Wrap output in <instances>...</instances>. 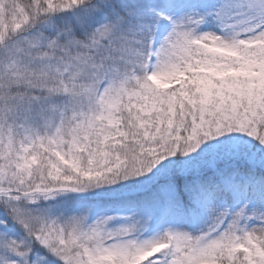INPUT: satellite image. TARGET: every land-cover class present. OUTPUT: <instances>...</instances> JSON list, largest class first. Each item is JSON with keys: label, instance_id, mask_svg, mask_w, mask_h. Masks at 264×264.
I'll list each match as a JSON object with an SVG mask.
<instances>
[{"label": "snow or ice", "instance_id": "1", "mask_svg": "<svg viewBox=\"0 0 264 264\" xmlns=\"http://www.w3.org/2000/svg\"><path fill=\"white\" fill-rule=\"evenodd\" d=\"M0 264H264V0H0Z\"/></svg>", "mask_w": 264, "mask_h": 264}]
</instances>
